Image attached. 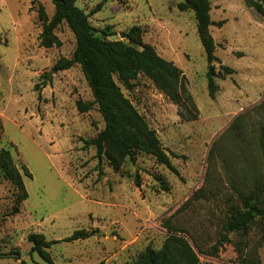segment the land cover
<instances>
[{"label": "rangeland", "instance_id": "rangeland-1", "mask_svg": "<svg viewBox=\"0 0 264 264\" xmlns=\"http://www.w3.org/2000/svg\"><path fill=\"white\" fill-rule=\"evenodd\" d=\"M179 1L75 0L95 29L111 27L108 40L131 44L120 33L138 25L141 41L183 71L196 106V118H182L142 73L131 88L118 83L156 131L175 171L140 152L133 160L116 157L120 168L115 171L107 156L99 159L94 146L84 145L104 122L96 104L87 111L77 109V100H92L80 66L59 70L46 85L34 87L58 59L71 57L73 32L61 23L54 31L59 45L40 46L38 9L43 5L50 17L51 0H0V146L9 148L27 192L12 213L20 191L0 174V264H133L148 245L160 248L170 229L184 231L176 232L184 234L200 261L244 264L245 257L247 264H264L263 231L256 222L244 252L236 251V234H229L231 242L219 246L215 255L198 252L216 242L227 212L238 202L233 186L264 200L259 143L264 17L247 0H209L217 59L209 63L193 11L179 10ZM255 1L264 8V0ZM212 64L217 84L213 98L206 79ZM221 65L234 72L223 76ZM81 229L96 231L63 240ZM30 233L58 240L45 249L47 260L31 250Z\"/></svg>", "mask_w": 264, "mask_h": 264}, {"label": "trees", "instance_id": "trees-1", "mask_svg": "<svg viewBox=\"0 0 264 264\" xmlns=\"http://www.w3.org/2000/svg\"><path fill=\"white\" fill-rule=\"evenodd\" d=\"M247 1L264 17V8L260 3L255 0ZM51 2L54 10L50 17L47 16L43 5L38 9V17L41 21V31L38 36L40 46L48 48L59 45L60 41L54 31L61 23L67 24L75 36L76 43L71 57L58 59L49 71L42 73V80L35 84V89L38 90L40 86L46 85L53 73L78 64L90 88L92 100L88 102L77 100V109L80 112L87 111L96 104L104 122L103 128L95 137L85 140L84 145L94 146L95 156L99 159L102 155L107 156L115 171L120 168L119 161L125 157L133 160L135 152L150 155L157 163L175 171L156 131L138 113L131 101L123 94L118 83L131 88L133 80L142 73L178 107L179 116L192 120L197 116L196 106L187 92L183 71L172 61L157 54L152 45L141 41V29L138 25H133L124 35L131 44L122 39L108 40L105 37L113 35L110 31L111 27L95 29L88 20V14L76 4L75 0H51ZM102 4L103 1L97 3L92 13L98 11ZM177 8L181 11H193L196 32L206 60L209 63L216 61L215 43L209 31L210 25L215 24L210 18V1L181 0L177 3ZM222 22L218 21L216 24L220 25ZM221 72L225 76L234 71L227 65H221ZM215 75L216 71L212 64L206 71L207 90L211 98L215 96L217 90ZM259 143L264 155V127L259 130ZM22 168L26 173L25 166ZM0 174H4L14 182L20 191L15 195V204L11 208L12 213H17L18 204L27 197V192L9 148L2 146H0ZM135 184L139 185L137 177ZM233 190L238 202L227 212L220 226L218 239L206 250L202 251L198 248V252L215 255L219 246L231 242L229 234H236L239 237L233 244L238 253L244 252L250 226L255 222L260 224L264 240V200H261L257 193H245L234 186ZM171 230L168 231L160 248L154 249L148 245L133 264H213L199 260L197 252L184 234L176 232H184L183 230ZM95 231L76 230L63 240L86 238ZM27 238L32 244L31 250L36 251L46 260L48 256L45 249L58 241L47 240L41 233H30ZM243 258L245 261L242 262L247 264L245 257ZM21 264L26 263L22 261ZM97 264H102V261Z\"/></svg>", "mask_w": 264, "mask_h": 264}, {"label": "water", "instance_id": "water-1", "mask_svg": "<svg viewBox=\"0 0 264 264\" xmlns=\"http://www.w3.org/2000/svg\"><path fill=\"white\" fill-rule=\"evenodd\" d=\"M120 36H121V37H124V34L121 32V33H120ZM208 66H209V64H208Z\"/></svg>", "mask_w": 264, "mask_h": 264}]
</instances>
